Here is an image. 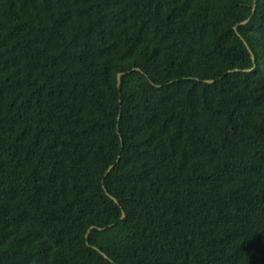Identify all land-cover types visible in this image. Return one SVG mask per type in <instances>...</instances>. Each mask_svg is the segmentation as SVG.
<instances>
[{"label":"trees","instance_id":"trees-1","mask_svg":"<svg viewBox=\"0 0 264 264\" xmlns=\"http://www.w3.org/2000/svg\"><path fill=\"white\" fill-rule=\"evenodd\" d=\"M0 264H264V0H0Z\"/></svg>","mask_w":264,"mask_h":264},{"label":"water","instance_id":"water-1","mask_svg":"<svg viewBox=\"0 0 264 264\" xmlns=\"http://www.w3.org/2000/svg\"><path fill=\"white\" fill-rule=\"evenodd\" d=\"M248 21H249V19L243 21L242 24H245V23L248 22ZM252 57H253V56H252ZM253 59H254V57H253ZM250 70H253V68L245 69L244 71H250ZM121 75H122V73H120V74L118 75V86H120ZM123 217H124V213L122 214V218H123Z\"/></svg>","mask_w":264,"mask_h":264}]
</instances>
